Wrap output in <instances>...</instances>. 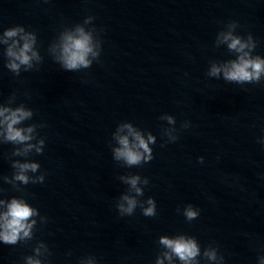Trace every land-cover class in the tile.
<instances>
[{
    "label": "clouds",
    "instance_id": "9594fccd",
    "mask_svg": "<svg viewBox=\"0 0 264 264\" xmlns=\"http://www.w3.org/2000/svg\"><path fill=\"white\" fill-rule=\"evenodd\" d=\"M80 32L79 38H74L71 35L65 37V44L63 47V52L61 56L62 67L67 71L77 70L81 67L87 68L90 66V61L86 59L87 55L92 52L91 47L89 46V36L84 34L83 29L78 30ZM21 33H24V28L21 26H14L4 31V40L3 43H8V40L14 37H17ZM225 40H229L228 44L229 49L235 50L236 52L243 53L238 57L237 60L231 61L228 66L224 68V78L228 81H234L237 83L244 82H259L261 75L264 74V59H261L259 56L251 58L248 52H244L246 47H249L248 44L242 42L241 38L232 36L231 34L226 35ZM20 39L23 40L22 47H18V42L12 40V44L7 48L6 55L9 58V62L6 67L14 73L16 76L20 75L21 66H24V70L28 71L33 67L32 60L36 58L40 59L38 54L35 51H32L33 43L35 42V37L29 33L25 35H20ZM252 48L255 47V44L251 45ZM31 53V55L29 54ZM95 55V53H94ZM220 72V69L213 67L211 75H217ZM32 116V112L25 110L23 106L17 107L15 109L10 107L0 108V117L3 119L0 120V125L5 126L6 130V140L14 143H23L28 141L30 137L25 135L24 132H31L32 127L25 129L16 127L25 119H28ZM170 123H174V120L171 117H168ZM129 132L135 137L136 143L129 145L127 137L120 138L121 148L115 150L116 159H123L128 165H137L142 161L147 163L153 159L151 155V150L148 147V142H146L139 133L134 132L131 127H129ZM175 140V138H173ZM149 141H152L153 138L149 136ZM143 149V153L139 151ZM39 152L40 150L37 149ZM147 154V155H145ZM199 162L203 163V157L199 158ZM21 171L31 169L35 171L37 169L36 164H23L19 165ZM16 179L27 183L28 178L20 174ZM139 177H132L128 182L135 188L137 195H143V192L140 188H137V182ZM148 183L147 178L145 179V184ZM122 200L126 202L119 203L117 208L121 214L132 215L134 209L137 206V201L135 198L124 196ZM149 205L147 208H143V215L152 217L156 215V202L153 198L149 197L147 200ZM34 215V209L29 207L26 203L22 201L13 199L11 203L7 206V211L3 213L2 223H0V240L5 244L15 245L19 239L23 237H29V229L31 225L27 224L29 217ZM184 215L187 220L191 221L195 219L198 215L196 210H193L192 205L186 206L184 210ZM160 243L166 246L171 252L177 256L184 264H191L195 261V258L199 255L200 249L197 246L195 239L185 238L180 236L177 239H168L167 237H162ZM209 259H216L215 251L205 253ZM28 264H40L39 261H33L29 258Z\"/></svg>",
    "mask_w": 264,
    "mask_h": 264
}]
</instances>
